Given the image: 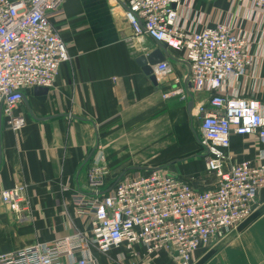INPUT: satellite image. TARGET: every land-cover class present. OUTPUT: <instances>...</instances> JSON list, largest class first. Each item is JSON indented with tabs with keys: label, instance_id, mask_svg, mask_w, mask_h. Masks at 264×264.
Segmentation results:
<instances>
[{
	"label": "crops",
	"instance_id": "0c3cea01",
	"mask_svg": "<svg viewBox=\"0 0 264 264\" xmlns=\"http://www.w3.org/2000/svg\"><path fill=\"white\" fill-rule=\"evenodd\" d=\"M118 1L121 7L116 0L61 3L50 19L66 42L69 60L48 94L25 90L16 111L26 118L22 129L14 131L1 117L0 194L25 184L31 207L20 216L0 196V254L88 233L89 219L77 213L76 196L93 194L89 171L95 162L108 171L99 192L125 173L148 169H165L199 189L216 184L198 140L200 107H208L209 93L193 94L191 115L190 99L164 96L175 78L185 82L190 65L182 52L167 49L172 73L155 85L137 58L159 44L148 35L132 38L124 16L126 0ZM179 13L194 28L226 23L252 36L254 62L237 84L228 81L226 91L260 100L264 113V12L251 8L248 0H182ZM263 153L257 135L232 136V162L258 165ZM257 198L255 214L221 243L198 249L194 264H264V187ZM143 253L134 256L124 245L104 254L89 245L78 256L89 255L90 264H175L168 252Z\"/></svg>",
	"mask_w": 264,
	"mask_h": 264
},
{
	"label": "built area",
	"instance_id": "2783aa9c",
	"mask_svg": "<svg viewBox=\"0 0 264 264\" xmlns=\"http://www.w3.org/2000/svg\"><path fill=\"white\" fill-rule=\"evenodd\" d=\"M65 0H0V117L14 131L26 125L16 113L25 90L54 86L60 68L69 60L62 34L50 14ZM264 12V0H248ZM116 0V6L121 7ZM182 0H126L124 16L132 38L148 35L182 52L190 65L188 89L173 80L166 98L189 100L190 93L208 92V107L201 106L198 140L206 149L208 172L217 178L210 188L199 189L186 178L165 169L125 173L104 194L99 191L108 171L96 163L89 171L93 194H77L80 215L89 219L88 233H76L53 243L37 242L0 254V264H90L79 257L89 245L104 253L126 246L132 255L168 252L175 264H194L195 252L227 239L259 209L258 191L264 187L262 163L232 162L233 135H257L264 145V113L256 98L229 95L228 81L238 83L254 62L252 36L226 23L194 28L182 22ZM158 84L172 73L169 62L152 66ZM1 201L12 212L30 211L28 188L17 184L1 191Z\"/></svg>",
	"mask_w": 264,
	"mask_h": 264
},
{
	"label": "water",
	"instance_id": "95a60500",
	"mask_svg": "<svg viewBox=\"0 0 264 264\" xmlns=\"http://www.w3.org/2000/svg\"><path fill=\"white\" fill-rule=\"evenodd\" d=\"M158 44H159L158 49L154 50L153 52L149 53L148 55H142V56L137 58L138 64L142 67V70L144 71V73L147 76H149V78L151 79V81L155 85H158V81H157L155 74L153 73L152 66L155 64H158L160 62L165 61L166 54H167L166 53L167 52L166 44L163 42H158ZM185 83H186L188 89H190L191 84L189 82V75L186 78ZM34 92L36 95H46L49 92V88H47V87H35ZM193 108H194V99H193V95L190 93V101L188 103V112L190 115L192 114ZM0 126H1V117H0ZM120 179L121 178H119L115 183H117ZM114 184L112 186H110L107 190L100 192V193L104 194V193L109 192L112 189V187L114 186Z\"/></svg>",
	"mask_w": 264,
	"mask_h": 264
},
{
	"label": "rangeland",
	"instance_id": "374dc122",
	"mask_svg": "<svg viewBox=\"0 0 264 264\" xmlns=\"http://www.w3.org/2000/svg\"><path fill=\"white\" fill-rule=\"evenodd\" d=\"M107 184H108V183H107ZM108 185H109V184H108ZM104 187H105V184H104ZM104 187H103V188H104ZM76 211H77V213L79 214L78 209H76ZM79 215H80V214H79Z\"/></svg>",
	"mask_w": 264,
	"mask_h": 264
}]
</instances>
